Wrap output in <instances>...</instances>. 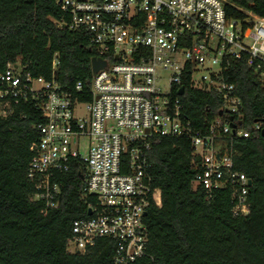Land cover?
<instances>
[{
  "label": "built area",
  "instance_id": "obj_1",
  "mask_svg": "<svg viewBox=\"0 0 264 264\" xmlns=\"http://www.w3.org/2000/svg\"><path fill=\"white\" fill-rule=\"evenodd\" d=\"M225 1L57 0L70 16L59 25L85 33L94 57L106 61L92 71L88 101L73 98L55 78L34 76L21 60L0 74V117L32 103L44 118L30 146L31 198L58 207V175L76 165L84 170L82 194L94 202L88 217L73 222L68 252L112 238L113 264L147 256L145 213L152 202L161 205L148 156L162 137L190 140L195 189L207 198L226 191L233 214H248L252 179L236 166L235 142L263 136L264 112L247 119L238 74L251 69L264 92V16L230 18ZM185 83L220 104L192 118ZM83 104L87 115L78 116Z\"/></svg>",
  "mask_w": 264,
  "mask_h": 264
},
{
  "label": "trees",
  "instance_id": "obj_2",
  "mask_svg": "<svg viewBox=\"0 0 264 264\" xmlns=\"http://www.w3.org/2000/svg\"><path fill=\"white\" fill-rule=\"evenodd\" d=\"M225 9L235 19L245 18L248 11L264 16V0H226ZM69 20L57 0H0V74L9 62L21 60L34 76L55 78L73 98L90 100L95 53L85 33L59 25ZM185 90L192 118L220 104L213 93L189 89L187 83ZM238 91L249 121L264 112V92L251 69L239 72ZM43 121L32 103L0 117V264H113L112 238L98 240L83 253L67 251L73 222L88 217L94 202L82 194L80 166L58 175V207L31 198L30 146L39 139L37 124ZM235 149L237 168L252 179L244 216L233 214L228 192L207 198L204 190L193 187L189 139L156 141L148 159L161 205L152 202L147 208V256L139 264H264V136L240 138Z\"/></svg>",
  "mask_w": 264,
  "mask_h": 264
},
{
  "label": "water",
  "instance_id": "obj_3",
  "mask_svg": "<svg viewBox=\"0 0 264 264\" xmlns=\"http://www.w3.org/2000/svg\"><path fill=\"white\" fill-rule=\"evenodd\" d=\"M62 28H66V25L63 24L62 25ZM92 71L93 73L95 74L99 69L105 67L106 65V61L101 59V58H97V57H93L92 58ZM180 93H183V89L181 88L180 89ZM263 136H264V132H263ZM251 183V182H250ZM88 213L90 214L91 213V210L89 209L88 210ZM145 215H147V212L145 213Z\"/></svg>",
  "mask_w": 264,
  "mask_h": 264
},
{
  "label": "rangeland",
  "instance_id": "obj_4",
  "mask_svg": "<svg viewBox=\"0 0 264 264\" xmlns=\"http://www.w3.org/2000/svg\"><path fill=\"white\" fill-rule=\"evenodd\" d=\"M77 115L78 116H86L87 115V105H81L78 109H77Z\"/></svg>",
  "mask_w": 264,
  "mask_h": 264
}]
</instances>
